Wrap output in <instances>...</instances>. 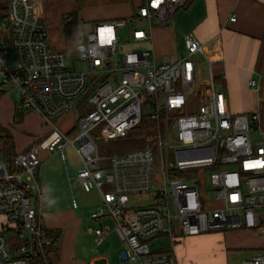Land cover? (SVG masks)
<instances>
[{
    "label": "built area",
    "instance_id": "1",
    "mask_svg": "<svg viewBox=\"0 0 264 264\" xmlns=\"http://www.w3.org/2000/svg\"><path fill=\"white\" fill-rule=\"evenodd\" d=\"M187 1L143 0L130 19L96 23L75 47L87 70L70 67L68 51L49 46L32 0H6L0 6L3 82L17 91L22 108L38 112L50 126L37 144L0 158V264H31L29 256L43 253L50 243L39 203L40 151L67 144L79 155L77 177L84 190L100 193L90 213L100 222L92 229L96 244L114 231L125 244L120 256L127 262L180 264L173 250L150 248L149 242L161 235L171 244L212 230L249 228L264 236V138L256 137L258 114L231 112L211 72L191 93L193 57L203 52L193 33L184 34V50L177 57L158 56L151 47L121 49L117 27L141 18L169 22ZM150 37L144 28L134 27L130 42ZM8 50L15 55L12 66L4 58ZM69 112L75 114L74 124L62 130L59 122ZM144 115L158 130L145 136V145L115 152L108 156L109 165L102 166L90 131L100 126L106 140L125 137ZM215 163L222 166L209 174L207 183L218 204L210 205L202 183L177 173ZM141 194L152 200L130 206V198ZM239 264H264V254Z\"/></svg>",
    "mask_w": 264,
    "mask_h": 264
},
{
    "label": "crops",
    "instance_id": "2",
    "mask_svg": "<svg viewBox=\"0 0 264 264\" xmlns=\"http://www.w3.org/2000/svg\"><path fill=\"white\" fill-rule=\"evenodd\" d=\"M32 1L44 23L49 46L54 50H66L68 53L72 52L70 47L74 46L75 50L77 45L75 43L82 40L84 33L90 32L84 28L85 21L88 20L87 22H93L95 25L103 21L130 19L143 2V0ZM68 13H75L77 19L71 39L64 30L63 16ZM231 15L235 16L234 20L230 19ZM136 22L145 24L146 28H140L147 30L151 37L149 40L130 42L131 46L151 47L158 56H179L184 50V34L193 33L202 44L203 50L193 57L195 77L197 75L200 82L207 79L211 72L216 77L219 88L224 91L227 107L231 112L258 114L260 130L258 135L264 138V0H188L184 6L175 10L169 22L160 23L154 17L150 21L141 18L133 23ZM251 80H254V84L250 83ZM3 83L5 82L0 83V128L5 132L0 135V152L5 134L12 140L13 151L19 152L37 144L50 126L38 112L22 108L20 96L12 88L11 83L9 82L10 86ZM67 118L75 121L74 112L67 113L59 122L62 130H69L67 129L69 125L65 121ZM46 153L48 152L40 151L41 161L38 166L41 220L46 230L59 232L56 251L48 254L49 264H126L127 261L120 256V249L125 244L114 231H111L101 243L96 244L92 229L99 225V220L90 217L88 226L83 230L81 227L83 219L79 215L77 217L73 210L68 209L61 217L56 211L51 210L49 213L48 210L54 206L52 198L43 192V159ZM3 157L5 158V155L1 153L0 158ZM91 191L89 192L94 193L100 202L99 191L97 189ZM74 207L75 210L79 209V204ZM104 223L113 225L110 219H105ZM112 232L114 239L122 242L116 256L105 253L109 241L113 239L109 238ZM162 236L164 235L159 237ZM190 239L202 247L209 264H228L229 251L240 252L242 256L239 261L256 254H264V236L249 228L212 230L185 236V239L183 237L181 240ZM181 240L171 244L168 250L175 252L180 264H197L194 256L197 257L198 254L193 252L196 250H186L183 253L182 245L178 244Z\"/></svg>",
    "mask_w": 264,
    "mask_h": 264
},
{
    "label": "rangeland",
    "instance_id": "3",
    "mask_svg": "<svg viewBox=\"0 0 264 264\" xmlns=\"http://www.w3.org/2000/svg\"><path fill=\"white\" fill-rule=\"evenodd\" d=\"M6 4V0H0V6H4ZM0 15H2V12H0ZM88 21V20H87ZM85 21L83 23L84 28L86 31H92L93 29V22H87ZM134 27H145V24L143 23H127L125 26H119L117 27V32L120 35V41L121 49H127L132 47L130 44L131 39V32ZM146 28V27H145ZM1 30V28H0ZM81 41V40H80ZM4 58L6 60V63L8 66H11L15 63V55L13 51H8L4 54ZM66 63L76 69V70H87L88 69V63L87 61L80 60L76 54H73L69 52ZM0 70H1V61H0ZM4 81V75L0 71V83ZM8 86L9 81H6L5 83ZM199 84V77L196 75L193 90L197 89V86ZM147 112L148 110H144ZM68 123V128L72 127L74 124L72 118H67L65 120ZM72 121V122H71ZM151 121L149 120L148 116L144 115L143 121L139 126H136L128 131L125 137L121 138H114L110 140L104 139L100 134V126L92 129L90 131L92 138L98 145V152L99 156L103 157L101 160L102 166H108L109 165V158L108 156L112 155L115 152H121L128 150L130 148L136 147V146H142L145 145V136L148 134L155 133L158 128L155 125H150ZM61 128V127H60ZM256 137H259L257 135ZM222 151H220L221 154ZM0 152V157H1ZM219 162V161H218ZM222 166V164L215 163L211 166H205L203 169H200L197 172L196 168H188L186 170H183L181 172H178V176H182L186 178L188 182L195 183L200 186V190L202 192V195L206 199V203L210 205H217L218 201H216L213 197L212 190L210 189L207 179L211 172L215 171L217 168ZM80 167V158L78 153L76 152L75 148L71 144L65 145L62 149H58L56 151L48 152L46 153L44 159H43V192L48 193V195L53 200V208L48 210L49 213L51 210L56 211L58 213V216L61 217L62 214L67 212V210H73V212L78 217L81 216V227L84 230L86 226L89 224L90 220V213L92 210L97 208L98 205V197L94 195V193L87 192L82 187V184L77 177V170ZM202 178H204L205 182L203 183ZM74 194V197L79 204V209H74L72 202V191ZM152 200V197L150 194H141L138 196H133L130 198L129 205L130 206H138L141 204H147ZM81 230V232H84ZM109 241L110 244H108L105 253L107 255H118L117 251L120 247H122V242L117 241L114 239V232L111 233ZM185 239V237H184ZM182 245V251L183 253L186 250L193 251L197 253V257L194 256V259L197 264H209L208 258H206V253H204L202 247L198 245V242L190 240H181L180 243ZM198 245V246H197ZM149 246L151 249H154L155 251H163L164 249H170L171 243L170 239L167 235H164L162 237H158L154 239L153 241L149 242ZM177 254L179 252V248L176 249ZM240 252L234 253V252H228L227 259L228 264H237L239 259L241 258ZM179 256V255H178ZM240 262V261H239ZM126 264H133L131 262H126Z\"/></svg>",
    "mask_w": 264,
    "mask_h": 264
},
{
    "label": "trees",
    "instance_id": "4",
    "mask_svg": "<svg viewBox=\"0 0 264 264\" xmlns=\"http://www.w3.org/2000/svg\"><path fill=\"white\" fill-rule=\"evenodd\" d=\"M79 1V0H75ZM64 18V30L65 34L69 39H71L72 32L75 28L77 19H76V14L75 13H68L63 16ZM77 44V42L75 43ZM71 53L75 54L74 46L70 47ZM153 123L151 122L150 125ZM5 131L0 128V135H2ZM4 144L2 148V152L5 155V157L12 156L15 152L13 151V146H12V140L8 134H5L3 138ZM50 235H51V241L50 243L45 247L43 253H33L29 256L30 258V263L31 264H49V258L48 254L49 252L56 251V245H57V238L59 235L58 231H52V230H46Z\"/></svg>",
    "mask_w": 264,
    "mask_h": 264
}]
</instances>
